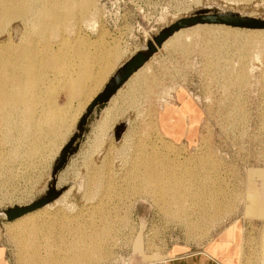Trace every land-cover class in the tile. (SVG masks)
<instances>
[{
  "label": "rangeland",
  "instance_id": "374dc122",
  "mask_svg": "<svg viewBox=\"0 0 264 264\" xmlns=\"http://www.w3.org/2000/svg\"><path fill=\"white\" fill-rule=\"evenodd\" d=\"M38 1L43 9L60 13L63 23L49 25V13L33 7ZM67 1L61 6L28 1L33 24L46 16L45 33L18 19L5 21L0 10V60L9 47L17 56L26 47L28 60L41 64L28 74L40 75L33 88L20 86L17 91L34 104L32 117L25 115L23 104L22 115L10 110L17 121L0 122V208L28 204L46 192L55 162L76 131L83 95L95 94L139 43L206 7L264 22V0H74L71 13ZM245 27L264 29V24ZM158 55L168 61L152 69ZM145 68L151 73L149 91L141 87L144 81L134 89L137 121L129 122L119 142L114 131L101 130L90 139L86 135L56 175V187L68 191L47 208L52 216L8 220L0 215L1 263L33 264L38 254L36 261L54 257L56 264L65 263L73 258L74 245L95 235L102 246L107 243V257L97 264H163L200 248L244 215L255 225L246 228L242 264H264V31L202 24L162 46ZM99 75L100 82L90 86ZM148 97L149 110L144 106ZM127 113L122 111L121 121H127ZM166 126L176 132L174 139L162 131ZM185 129L188 142L180 140ZM148 164H157L156 170L174 165L175 174L196 172L202 191L212 194L188 195L182 203L161 198L157 188L142 183ZM212 200L222 216L214 217ZM238 229L232 225L225 233L234 236Z\"/></svg>",
  "mask_w": 264,
  "mask_h": 264
},
{
  "label": "bare ground",
  "instance_id": "6f19581e",
  "mask_svg": "<svg viewBox=\"0 0 264 264\" xmlns=\"http://www.w3.org/2000/svg\"><path fill=\"white\" fill-rule=\"evenodd\" d=\"M29 0H0V10H3V19H5V21H10L13 20V19H18V20H21L24 25H30L32 24L33 28L35 27L36 29H40L43 30L41 31L42 33L45 31V27L47 26V22L45 23V19L44 17H46L44 14L45 13H49L47 16H49V20L52 22L49 23L50 24H59V22L63 23L62 22V17L60 15V13H56L52 8L51 9H43L41 3L39 2V4H32L33 7L35 6L37 8V6L41 9L44 10V14H43V17L38 18L37 22L35 21L34 24H33V20L31 18V13H30V9L27 8V3H28ZM41 1V0H40ZM45 1V0H44ZM52 2V4H55V5H62L63 4V0H50ZM73 2L74 0H68L66 2V7L70 10V13H71V8L73 6ZM78 2V1H77ZM50 5V4H49ZM75 5V4H74ZM74 8V7H73ZM38 9V8H37ZM67 9V11H68ZM40 11V12H41ZM66 11V12H67ZM58 12V11H57ZM1 14V13H0ZM35 14V13H34ZM67 14V13H66ZM70 15V14H69ZM63 16V15H62ZM65 16V15H64ZM33 17V15H32ZM69 18V16H67ZM66 18V17H65ZM4 21V20H3ZM66 21V20H65ZM2 22V21H1ZM0 22V23H1ZM6 22V24H7ZM60 23V24H61ZM202 24H217V26L219 27H226V28H236L237 29H241V30H245V29H248V31H264V29H254V30H251L253 28H246V27H239V26H232V25H228V24H223V23H198L194 26H191V27H188V28H182L178 31H176L172 36H170L164 43H163V46L166 45L170 40H172L174 37H176L177 35H179L180 33H183L184 31H187L188 29H191L193 27H196V26H200ZM4 25V24H3ZM12 25V24H11ZM46 25V26H45ZM51 25V26H52ZM29 26V27H30ZM49 27V26H48ZM57 27V26H55ZM4 28V27H2ZM12 28V27H11ZM1 29V28H0ZM34 29V30H36ZM250 29V30H249ZM47 30V29H46ZM53 30V29H52ZM55 30V29H54ZM232 30V29H231ZM235 30V29H234ZM232 30V31H234ZM39 31V30H38ZM247 31V30H246ZM18 32V31H17ZM21 32V31H20ZM33 32V31H32ZM35 32V31H34ZM37 32V31H36ZM45 33V32H44ZM235 33V32H234ZM233 33V34H234ZM240 33V31H239ZM238 33V34H239ZM8 34V33H7ZM34 34V33H33ZM27 35V34H26ZM25 35V36H26ZM40 35V34H39ZM235 35V34H234ZM240 35V34H239ZM242 35V34H241ZM8 36V35H7ZM14 36V35H13ZM19 41V40H18ZM21 41V40H20ZM12 45V44H11ZM12 47V46H11ZM9 47V50L7 52V54L0 60V122H4V123H7L8 125L12 124L13 121H17L15 120V115L13 116L14 119L11 117L10 113L15 111L17 112L19 115H22V112H21V106L24 104L25 105V108L27 109V111H25V115L29 118L32 117V114L34 112V104L31 103L30 101L29 102H26L25 101V98L22 97L20 94L17 93L18 89L20 86H26V87H32L33 88V85L36 81V75H38V73L35 74V78H34V75L33 77H30L28 76V74L30 73V71L33 69V68H39L41 66V64L39 63V65L37 64V60L36 58H34V60H32L31 62L28 60L27 58V54L30 53L29 50L25 47V50L22 53V55H16L14 51H12V48ZM7 48V47H6ZM20 48V47H19ZM36 48V47H35ZM21 49V48H20ZM27 49V50H26ZM22 51H23V48H22ZM35 51V50H34ZM35 54V52H34ZM116 54V52H115ZM36 57V56H35ZM50 60V59H49ZM150 61V60H149ZM148 61V62H149ZM49 63V62H48ZM148 64V63H147ZM146 64V65H147ZM143 66V67H146ZM142 68V67H141ZM140 68V69H141ZM139 69V70H140ZM138 70V71H139ZM39 71V70H38ZM41 71V70H40ZM137 71V72H138ZM35 73V72H34ZM41 73V72H40ZM136 73V72H135ZM134 73V74H135ZM90 74V73H89ZM133 74V75H134ZM83 75V74H82ZM132 75V76H133ZM96 76V75H95ZM93 77V79H97L96 77ZM38 77H40V75H38ZM90 79H91V75H89ZM88 77V78H89ZM39 79V78H38ZM76 79V78H75ZM81 79V78H80ZM17 80V83L15 82ZM38 81V80H37ZM76 81V80H75ZM81 81V80H80ZM80 81L78 82H75V83H79ZM74 82V81H73ZM81 83V82H80ZM36 84V83H35ZM93 84H96V83H90L89 85H93ZM84 83H82V87L80 86L79 87V90H81V88L84 89L83 87ZM87 85V84H86ZM31 88V89H32ZM77 88V87H76ZM82 89V90H83ZM81 90V91H82ZM118 94V93H117ZM116 94V95H117ZM115 95V96H116ZM114 96V97H115ZM36 101V100H35ZM109 106V105H108ZM107 106V107H108ZM106 107V108H107ZM105 108V109H106ZM14 109L13 111H10ZM104 109V110H105ZM103 110V111H104ZM10 111V112H9ZM102 111V112H103ZM49 112V111H48ZM47 112V113H48ZM52 112V111H50ZM49 112V113H50ZM58 111H55L53 112L54 116L58 115L59 116V112L57 113ZM14 113V112H13ZM16 113V115H17ZM48 113V114H49ZM47 115V114H46ZM52 115V114H51ZM102 115V114H101ZM20 117V116H19ZM24 117V116H23ZM47 117V116H46ZM52 117V116H51ZM50 117V118H51ZM60 117V116H59ZM18 118V115L17 117ZM22 118V117H21ZM20 120V119H19ZM54 122H56L55 120V117H54ZM52 121V122H53ZM50 122V121H49ZM48 124V123H47ZM52 124V123H51ZM27 126V125H26ZM50 126V124H49ZM28 127V126H27ZM53 128V125L52 127ZM52 131L56 130V129H51ZM55 133V131H54ZM59 135V134H58ZM159 160V159H158ZM154 161V160H153ZM157 161V160H156ZM161 161V160H160ZM151 163V162H150ZM154 165H157V164H152L147 166L146 168V171L145 173H143L142 175V183L145 184V186H149L152 188H157L158 191L161 193V198L164 197V198H167V197H171V202L173 199L177 200L176 202L178 203H182L188 195H192V197L194 196L195 197H202L203 194H208V195H211L212 194V190H209V191H206V193L204 192V190L202 191V186L201 184L199 183V178H198V175L196 174V172H191V171H187L186 173L184 174H179L178 172H176L175 174V171H176V166L174 165H161V168L160 170H156L154 167ZM175 169V170H174ZM158 175H154V173H156ZM140 175V173H139ZM140 180V181H141ZM140 187V186H139ZM147 188V187H146ZM145 188V189H146ZM204 188V187H203ZM68 191L67 190H64V192L58 197L56 198L53 202H50L48 204H45L44 206L36 209V210H33L31 212H28L16 219H28L32 216H35L37 215V217H42L43 220H44V216L45 218L47 217L46 215L47 214H50L51 215V212L47 210L48 207L50 206H53L57 203H60V201L62 200V197L64 196L65 192ZM157 191V190H156ZM159 193V194H160ZM160 197V196H159ZM168 199V198H167ZM165 200V199H164ZM169 200V199H168ZM201 200V199H200ZM193 201V200H192ZM216 201L215 200H212L210 203H211V208H214L216 210L217 213H215V218L218 216H222L223 215V211L220 209V206L215 203ZM189 203V202H188ZM227 210V209H226ZM168 211V210H167ZM205 214V213H204ZM217 214V215H216ZM39 215V216H38ZM66 215V214H65ZM58 216V215H57ZM60 216V214H59ZM55 217V216H54ZM39 218V219H40ZM199 218V217H198ZM38 218L35 219V221L37 220ZM42 220V222H43ZM50 220V219H49ZM213 220V219H211ZM22 221V220H21ZM37 222V221H36ZM39 223V222H38ZM26 224V223H25ZM39 225V224H38ZM192 225V226H191ZM193 223L190 224L191 227H193ZM29 226V225H28ZM38 228V227H37ZM56 228V227H55ZM29 229V228H27ZM33 230V229H32ZM40 230V229H39ZM31 232V231H30ZM37 233V232H36ZM97 234V233H96ZM28 235V233H27ZM31 235V234H30ZM35 235V234H34ZM23 236V234H22ZM26 236V235H25ZM93 236V235H92ZM101 240V238H99ZM85 241V240H84ZM82 241V242H84ZM86 244H77V245H74V248H73V252H74V256H72L73 258L68 260L67 262L65 263H60V264H97L98 262L102 261L103 259H105L107 257V253L106 251H104V249H107V243H103V246H102V243L101 241L98 240L97 236H93L91 241H88L86 240ZM81 243V242H80ZM101 244V245H100ZM25 245V243H24ZM35 248V247H34ZM38 248V247H37ZM36 248V249H37ZM72 248V247H71ZM34 252H37V250H35ZM31 253V252H30ZM39 253V252H38ZM28 254V253H27ZM33 254H36V253H32L31 256H33ZM26 255V254H25ZM35 256V255H34ZM38 255L35 256L34 260L32 258V261H33V264H56L58 263V258H54L52 257L51 259L47 260L46 263L44 262L46 257H44V261L40 258L41 261L37 260L36 261V257H38ZM41 256V255H40ZM39 256V257H40ZM49 256V255H48ZM47 256V257H48ZM27 257V256H25ZM24 257V258H25ZM29 257V256H28ZM27 257V258H28ZM38 257V258H39ZM31 257H29L30 259ZM50 258V257H49ZM27 260L29 263L31 260ZM26 260V258H25ZM43 261V262H42ZM26 262V261H25ZM39 262V263H38ZM30 264V263H29Z\"/></svg>",
  "mask_w": 264,
  "mask_h": 264
},
{
  "label": "water",
  "instance_id": "95a60500",
  "mask_svg": "<svg viewBox=\"0 0 264 264\" xmlns=\"http://www.w3.org/2000/svg\"><path fill=\"white\" fill-rule=\"evenodd\" d=\"M198 23H223L232 26H263L264 22L241 15L236 12H223L219 8L206 7L200 9L190 16L180 17L173 23L166 25L153 35L147 42L132 56L128 58L105 84L104 89L95 97L80 118L76 131L69 142L62 149L53 167V181L49 184L45 193L36 197L32 202L24 205H14L8 208H0V215L8 220H14L28 212L36 210L45 204L53 202L67 187H56V175L67 166L72 155L80 149L81 142L91 130V124L100 119L102 111L110 104L112 98L124 87L132 75L143 67L158 51L163 43L176 31L188 28ZM128 121L119 122L114 129L116 142H119L128 128Z\"/></svg>",
  "mask_w": 264,
  "mask_h": 264
},
{
  "label": "crops",
  "instance_id": "0c3cea01",
  "mask_svg": "<svg viewBox=\"0 0 264 264\" xmlns=\"http://www.w3.org/2000/svg\"><path fill=\"white\" fill-rule=\"evenodd\" d=\"M145 43L143 44L139 43L138 47L134 48V50L130 52L129 54H127L126 57L124 56L121 60H119L115 68L106 75V78L104 81L105 83L96 91L95 94H89L87 96L83 95L82 100L86 99L85 105L81 109V112L77 118L78 120L76 119V124L78 123V121L80 120L84 112L86 111V108L88 107V105L104 89L105 84L109 81L110 77L115 73L118 67H120L125 61H127L128 58L132 56L134 53H136ZM161 60H163L164 62L168 61V56L166 57V55H164L163 57H160L158 55L157 58L152 60V62L150 63V67H152V69H157L156 67L160 65ZM111 65H112V62H111ZM144 68L145 67H142L140 69L141 71L139 70L138 72H136L127 81L124 87H122L118 91V94L112 98L109 106L102 112V116L100 120L97 119L94 122V124H92V129L89 132V139L90 137L91 138L94 137L96 133L100 134L101 130H102V133L111 135L116 125L119 122H121L122 120L121 114H122V111L124 110L128 112L126 116L127 118L126 120L128 122L132 124L137 121L135 119H137L138 102H137V97H136L137 92H134V89L140 86V83L144 81L141 87L146 86L148 90V82H149L148 79L151 75V73L148 71L149 69L147 68L144 69ZM100 80H101V76L99 75V78L92 79V83H99ZM166 80L169 81V79H166ZM150 100L151 99L148 97L146 100V103L144 104L147 110H149V108L152 107L151 106L152 101L150 102ZM162 131L165 133V135L169 139H174V135L176 134V132L173 129L166 126V130L162 129ZM187 131L188 130L185 129L183 132H181L180 140H183L185 142L189 141V139L187 138V133H188ZM86 148L87 147L81 148L80 152H84ZM93 153H96V152H93ZM96 154H101V152L99 151ZM232 225L238 226L239 231L234 236H227L225 232ZM250 225L251 227L255 225L254 220L252 222L250 220L247 222V218L245 221L244 215L241 217H237L233 219L232 222L226 224L224 228H222L219 232L213 235L200 248H197L194 251H190V249H188L189 253L177 254L171 258H168L166 261L162 263L163 264H242L243 251L245 249V246L246 245L248 246L247 241L249 239L247 238L249 236H247L246 228L248 226L250 227ZM180 247L182 246L180 245ZM173 248L170 251H172ZM0 264H7V260L4 261L3 263L0 262Z\"/></svg>",
  "mask_w": 264,
  "mask_h": 264
},
{
  "label": "built area",
  "instance_id": "2783aa9c",
  "mask_svg": "<svg viewBox=\"0 0 264 264\" xmlns=\"http://www.w3.org/2000/svg\"><path fill=\"white\" fill-rule=\"evenodd\" d=\"M179 68H180V66H179ZM180 77H181V76L179 75V76L177 77V79L180 78ZM169 81H170V80H169Z\"/></svg>",
  "mask_w": 264,
  "mask_h": 264
}]
</instances>
